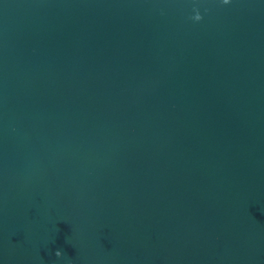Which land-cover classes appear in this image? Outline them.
<instances>
[{
    "label": "water",
    "instance_id": "1",
    "mask_svg": "<svg viewBox=\"0 0 264 264\" xmlns=\"http://www.w3.org/2000/svg\"><path fill=\"white\" fill-rule=\"evenodd\" d=\"M0 264H264V0H0Z\"/></svg>",
    "mask_w": 264,
    "mask_h": 264
},
{
    "label": "clouds",
    "instance_id": "2",
    "mask_svg": "<svg viewBox=\"0 0 264 264\" xmlns=\"http://www.w3.org/2000/svg\"><path fill=\"white\" fill-rule=\"evenodd\" d=\"M223 2H224V3H228L229 0H223ZM195 19H196V20L201 19V16L199 15V13L196 14ZM60 254H61V253H60L59 251H57L56 255L59 256Z\"/></svg>",
    "mask_w": 264,
    "mask_h": 264
}]
</instances>
